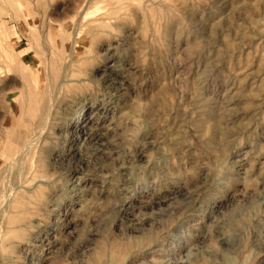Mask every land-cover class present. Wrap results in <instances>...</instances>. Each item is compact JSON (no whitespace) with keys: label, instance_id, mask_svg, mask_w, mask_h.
Here are the masks:
<instances>
[{"label":"rangeland","instance_id":"obj_1","mask_svg":"<svg viewBox=\"0 0 264 264\" xmlns=\"http://www.w3.org/2000/svg\"><path fill=\"white\" fill-rule=\"evenodd\" d=\"M263 12L0 0V264H264Z\"/></svg>","mask_w":264,"mask_h":264},{"label":"bare ground","instance_id":"obj_2","mask_svg":"<svg viewBox=\"0 0 264 264\" xmlns=\"http://www.w3.org/2000/svg\"><path fill=\"white\" fill-rule=\"evenodd\" d=\"M262 14H264V12L262 13ZM261 17H264V16H261ZM263 20H264V18H263ZM254 23H256V22H254ZM257 24V23H256ZM64 77H66V75L64 76ZM50 99V98H49ZM52 100V99H51ZM51 107V106H50ZM203 107V106H202ZM81 113L83 112V109L80 111ZM204 112V111H203ZM207 114V113H206ZM207 116H209V115H207ZM48 117H49V115H48ZM47 118V117H46ZM211 119V118H210ZM217 119V118H216ZM48 120V119H47ZM47 122V121H46ZM48 124V123H47ZM46 124V125H47ZM41 135H42V133H41ZM93 136V135H92ZM213 136V135H212ZM33 144V141L31 140V141H29L28 142V144L26 145V149H30V147H31V145ZM108 147H109V145L107 144V143H101V144H99L98 146H97V148H96V150L94 151L95 152V154L97 155L98 153L100 154H102L104 151H105V149H108ZM15 150H16V148H15ZM15 154V153H14ZM98 154V155H99ZM100 154V155H101ZM97 155V156H98ZM18 156V155H17ZM18 157H20V156H18ZM12 159V158H11ZM16 162H19V161H16ZM16 166V165H15ZM19 166H21V165H19ZM19 170V169H18ZM22 172V171H21ZM12 173V172H11ZM3 193V192H2ZM8 193V192H7ZM14 193V192H13ZM4 199V198H3ZM6 200V199H5ZM128 203V202H127ZM117 255H115L116 256V258L118 257V255H119V253L117 252L116 253Z\"/></svg>","mask_w":264,"mask_h":264}]
</instances>
